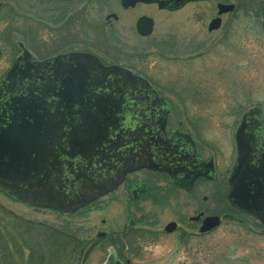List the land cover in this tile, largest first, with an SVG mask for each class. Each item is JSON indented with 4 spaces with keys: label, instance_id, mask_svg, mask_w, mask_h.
Here are the masks:
<instances>
[{
    "label": "flooded vegetation",
    "instance_id": "obj_1",
    "mask_svg": "<svg viewBox=\"0 0 264 264\" xmlns=\"http://www.w3.org/2000/svg\"><path fill=\"white\" fill-rule=\"evenodd\" d=\"M165 1L136 2L127 8L121 0H21L17 8L0 3V86L14 62L20 60L32 64L27 65L26 73L32 75L33 83L41 77L60 87L62 78L58 76L65 77L66 86L72 85L69 101L83 103H75L72 109L55 98L45 103L54 121L63 126L61 147L58 152L53 147L61 172L53 171L50 163L55 156H50L46 184L51 193L59 190L64 194V199L60 196L56 202L58 206H82L76 213L116 207L111 228L106 227L107 218H102L106 231L96 236V240L110 238L104 264H135L132 256L149 253L158 244L167 246L168 253L178 259L187 253L195 256L196 264H203L199 255L214 249L216 231L236 224L243 227L246 218L256 223V232L250 227L246 230L264 236V204L258 213L261 220L238 209L230 197L238 132L246 148L242 156L244 184L253 189L260 185L264 190V104L246 100L224 104L226 112L218 117L213 79L217 67L231 74L233 60L240 57L230 55V41L223 42L231 36V21L243 26L247 14L258 17L261 8L250 12L234 6L231 12L218 16L214 6L201 29L185 34L183 22L157 29L153 15L179 12L189 4L212 0L192 1L178 9H171L168 3L161 9L159 2ZM238 10L244 11L243 17L239 18ZM9 19L25 20L19 25L24 31L16 29L22 40L15 44L9 39ZM149 19L150 34L143 36L146 25L141 28L138 23L147 24ZM215 19L219 25L210 29ZM216 32L221 38H215ZM139 38L146 41L143 48L134 42ZM86 56L103 68L122 70L119 72L127 73L132 82L114 74L103 78L106 75L93 66L89 70L90 65L82 59ZM209 66L210 72L204 70ZM72 72L91 75L81 81L67 76ZM24 73L21 66L17 77ZM205 75L207 82L200 81ZM80 82L81 87L77 85ZM11 84L19 83L13 79ZM9 94L0 93V128L10 124L5 105ZM87 98L92 108L84 104ZM90 113L98 119L101 133L85 137L87 149L72 152L62 142L69 141L72 128L88 122ZM84 240L91 252L95 239ZM195 242L202 246H193Z\"/></svg>",
    "mask_w": 264,
    "mask_h": 264
},
{
    "label": "rangeland",
    "instance_id": "obj_2",
    "mask_svg": "<svg viewBox=\"0 0 264 264\" xmlns=\"http://www.w3.org/2000/svg\"><path fill=\"white\" fill-rule=\"evenodd\" d=\"M5 2H8L9 6L11 5L14 8L21 5V0H0V3ZM219 3L233 4L237 8L251 9L250 12H254L255 8H261L262 13H256L260 14L258 17L255 14H247L248 21H243L246 23L243 26L235 23L237 20L231 21L233 23L231 36L228 41L224 40L223 42L229 44L230 41V55L240 57H235L236 59L233 60L232 68L230 67L231 74L226 73L223 67H217L215 70L216 73L213 77L216 102L215 113L218 117L226 112H224V104L228 105L229 103L243 102L245 100L249 103L264 104V35H262L261 30V23L264 20V0H212L211 2L189 4L179 12L162 16L161 13L153 15L157 29L161 28L163 30L164 24L176 27V24L183 22L185 34H191L198 27L201 29V26L210 20L212 16L211 8ZM28 10L30 14L31 11L30 9ZM92 11L96 13L97 9L91 7ZM237 12L239 18L240 16L243 17L244 11L238 10ZM222 19L225 21L226 16H223ZM11 20L9 19L8 21V34L10 35L9 39L13 41L12 44H15L17 41L22 40L16 29L22 30L19 25L21 23L25 24V20ZM219 34L220 32L215 33L216 39L220 37ZM188 37L190 35L185 38L188 39ZM134 42L137 46H142L141 48L146 45L145 39L139 38ZM236 50L238 52L234 54ZM217 55L220 56L221 54L217 53ZM219 64L221 65L222 63ZM184 70H187L186 65ZM204 70L210 72L212 69L209 66V69L206 68ZM237 70L240 73H237ZM191 78L197 79L196 77ZM207 79V75H205V78H199L200 81L205 82H207ZM0 205L26 220L45 223L56 228L67 227L71 235L77 240L85 238L95 239V247L86 255L82 264H104L108 256V248L111 246L110 238L107 235L108 238L96 240V236L99 232L106 231V227L111 228L114 223L111 215L116 208L115 206L111 205L105 211L92 208L72 216H63L48 209L33 208L21 204L1 193ZM102 218H107L108 220L106 227L101 226L100 220ZM246 219L248 220L247 224L243 225V227L236 224L231 229L224 226L217 230L214 237V249L209 254H200V261L203 264H264V236H257L255 233L256 228L253 225L256 223L252 224L249 218ZM249 227L255 232L250 230L249 233L247 231ZM192 245L202 246V243L195 242ZM168 250L167 246L158 244V247L149 253H143L138 257L132 256V260L135 264H196L195 256L182 253L178 259L175 254L168 253Z\"/></svg>",
    "mask_w": 264,
    "mask_h": 264
},
{
    "label": "water",
    "instance_id": "obj_3",
    "mask_svg": "<svg viewBox=\"0 0 264 264\" xmlns=\"http://www.w3.org/2000/svg\"><path fill=\"white\" fill-rule=\"evenodd\" d=\"M150 1L151 3L155 2V0ZM192 1L199 0H166L165 2H159V7L163 9L168 3H171V9H178ZM136 2H147V0H121V4L125 8L133 6ZM233 8L232 4H217L218 15L231 12ZM219 22V19H215L210 24V29H216ZM139 24L142 25L140 26ZM138 25L141 28L146 25V31L141 32L143 36L150 34L152 26L150 19L147 24H144V22L141 23L140 21ZM24 55L27 56V53L24 52ZM82 59L90 65L89 70L93 66L100 74L106 75L103 78L109 74H114L120 75L124 80L127 79L132 82L131 77L127 73L119 72L122 71L120 69L115 67L103 68L91 56L82 57ZM27 65L32 66V64H28L27 62L16 60L0 86V93L2 91L10 92L5 103L10 124L0 128V190L10 197L26 204L69 214L82 206L64 203L58 206L59 204L57 205L56 202L59 203L58 201L61 198L64 199V194L59 190L51 193L50 187L46 184L49 180L47 166L51 160L50 156L57 157L53 153V147H57V152L61 147L59 139L63 135L61 134L63 126L54 121L55 116L48 112L45 103H50V100L55 98L66 109H72L75 103L77 105L83 103L81 100L69 101L72 94L70 91L72 85L69 84L66 86L65 79L67 78L58 76L62 78L60 87H57V85L54 86L52 82L49 83L46 78L43 80L41 77H38L37 80L39 81L36 84V82H32V75L26 73L30 69ZM48 65L49 63L38 64L37 66L43 67ZM21 66L25 73L22 77H17V75H20ZM87 75L91 74L88 73ZM87 75H84L83 72H72L67 76L83 81L87 78ZM13 79H16L19 84H11ZM134 81L138 82L137 79H134ZM77 85L81 87L82 83L80 82ZM19 87H23V89L17 92V88ZM90 101L91 99L87 98V102L84 104L92 108L94 105ZM104 113L105 111L103 110L101 115ZM100 133L101 125L98 123V119L95 116H91L90 113L88 122L84 126L72 128L70 131L71 138H69V141L62 143L72 152L76 149L80 151L81 149H87L85 137H96ZM240 138V132H238L236 134L238 159L231 176L233 186L230 197L238 209L248 211L262 220L258 213L264 204V190L260 185L257 189H253L247 186V184H244L242 156L245 154L246 148H244L245 146ZM54 158H52L50 165L53 166V171L59 174L61 172L59 170L61 164L58 157L56 158V162ZM52 199H55V201ZM87 199L88 202L91 201L89 197Z\"/></svg>",
    "mask_w": 264,
    "mask_h": 264
},
{
    "label": "trees",
    "instance_id": "obj_4",
    "mask_svg": "<svg viewBox=\"0 0 264 264\" xmlns=\"http://www.w3.org/2000/svg\"><path fill=\"white\" fill-rule=\"evenodd\" d=\"M89 247L67 227L26 220L0 205V264H82Z\"/></svg>",
    "mask_w": 264,
    "mask_h": 264
}]
</instances>
